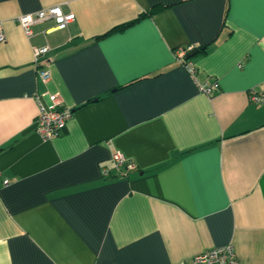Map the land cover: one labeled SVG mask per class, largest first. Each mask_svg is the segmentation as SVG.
<instances>
[{"label":"crops","instance_id":"0c3cea01","mask_svg":"<svg viewBox=\"0 0 264 264\" xmlns=\"http://www.w3.org/2000/svg\"><path fill=\"white\" fill-rule=\"evenodd\" d=\"M54 6L74 21L23 32ZM0 28V264H185L228 244L264 264V104L248 98L264 0H0ZM188 46L194 78L174 58ZM45 93L72 109L50 141ZM115 152L134 168L116 174Z\"/></svg>","mask_w":264,"mask_h":264},{"label":"built area","instance_id":"2783aa9c","mask_svg":"<svg viewBox=\"0 0 264 264\" xmlns=\"http://www.w3.org/2000/svg\"><path fill=\"white\" fill-rule=\"evenodd\" d=\"M75 16L72 13L64 14L59 6L49 7L36 13L26 14L17 18V22L26 35H30V28L39 22L52 20L57 29H65L72 23ZM4 40V35L0 28V42ZM195 50L188 46L176 49L174 52L175 61L181 65L192 78L195 76V67L187 59V55ZM48 47L37 49L34 54V65L38 78L42 82H47L49 73L45 64V55ZM44 59V60H43ZM199 90L206 95H211L212 89L207 85H199ZM48 98V103L43 102L42 97ZM249 102L255 105L264 104V92L251 89L248 92ZM34 100L38 108V115L35 121V133L43 141H50L59 137L64 131L67 122L72 117V109L63 105L62 100L56 94L45 93L35 95ZM111 163L116 174H121L123 169L132 170L134 166L127 161L120 152L111 155ZM104 174H107L104 171ZM0 183L2 187L9 186L10 182L2 179L0 173ZM185 264H238L235 251L231 244L213 248L202 254L195 256Z\"/></svg>","mask_w":264,"mask_h":264},{"label":"trees","instance_id":"16d2710c","mask_svg":"<svg viewBox=\"0 0 264 264\" xmlns=\"http://www.w3.org/2000/svg\"><path fill=\"white\" fill-rule=\"evenodd\" d=\"M153 11H157V9H156V8H154V9H153ZM153 11H151V12H150V14H151Z\"/></svg>","mask_w":264,"mask_h":264},{"label":"water","instance_id":"95a60500","mask_svg":"<svg viewBox=\"0 0 264 264\" xmlns=\"http://www.w3.org/2000/svg\"><path fill=\"white\" fill-rule=\"evenodd\" d=\"M192 55H193V53H192V54H190V55H189V57H191Z\"/></svg>","mask_w":264,"mask_h":264}]
</instances>
